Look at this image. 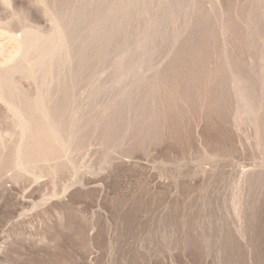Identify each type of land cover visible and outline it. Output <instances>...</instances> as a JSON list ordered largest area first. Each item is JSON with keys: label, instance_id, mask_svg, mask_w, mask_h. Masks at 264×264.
I'll list each match as a JSON object with an SVG mask.
<instances>
[{"label": "rangeland", "instance_id": "1", "mask_svg": "<svg viewBox=\"0 0 264 264\" xmlns=\"http://www.w3.org/2000/svg\"><path fill=\"white\" fill-rule=\"evenodd\" d=\"M0 264H264V0H0Z\"/></svg>", "mask_w": 264, "mask_h": 264}]
</instances>
